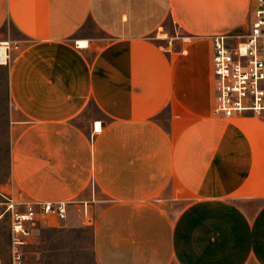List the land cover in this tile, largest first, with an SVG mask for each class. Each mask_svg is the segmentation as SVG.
I'll use <instances>...</instances> for the list:
<instances>
[{
    "label": "crops",
    "instance_id": "obj_1",
    "mask_svg": "<svg viewBox=\"0 0 264 264\" xmlns=\"http://www.w3.org/2000/svg\"><path fill=\"white\" fill-rule=\"evenodd\" d=\"M212 2L0 0L8 191L87 203L96 264H264V118L215 114Z\"/></svg>",
    "mask_w": 264,
    "mask_h": 264
},
{
    "label": "built area",
    "instance_id": "obj_2",
    "mask_svg": "<svg viewBox=\"0 0 264 264\" xmlns=\"http://www.w3.org/2000/svg\"><path fill=\"white\" fill-rule=\"evenodd\" d=\"M212 41L215 114L226 119L247 115L264 117V0H254L250 28L245 35L219 33L212 36ZM91 187L95 190V181ZM0 196L5 201L0 222L7 216L11 222L12 264H26L23 249L39 226L48 219L68 220L70 208L76 207L73 201L40 202L21 193L15 196L1 192ZM89 213L85 203L81 216L86 225L92 226Z\"/></svg>",
    "mask_w": 264,
    "mask_h": 264
},
{
    "label": "rangeland",
    "instance_id": "obj_3",
    "mask_svg": "<svg viewBox=\"0 0 264 264\" xmlns=\"http://www.w3.org/2000/svg\"><path fill=\"white\" fill-rule=\"evenodd\" d=\"M213 10L222 11L221 18L211 19L219 33H229L235 36L245 35L250 28L254 0H234L233 5L229 0H213L207 5ZM231 6V7H230ZM231 11V12H229ZM92 113L96 112L92 107ZM12 108L8 95L7 66H0V193L9 192V151L11 147V121ZM91 113L89 114V116ZM253 116V115H247ZM167 118V116H163ZM242 117V116H241ZM260 118V117H259ZM264 118V117H262ZM223 119V124L233 125L247 124L250 121L240 119ZM251 131L256 132L255 138L264 140V121L257 123L251 121ZM234 126V125H233ZM242 128V127H241ZM196 196L191 195L190 201ZM4 199L0 196V211L5 206ZM188 204L185 202H174L170 206L169 213L173 217L179 216L183 208ZM240 208H247V203L237 200ZM257 207V206H256ZM254 207V209H257ZM93 212L90 210L92 220ZM82 208L72 207L66 221L48 219L33 233L29 244L24 247L26 264H96L93 253V228L84 222ZM94 223V220L92 221ZM11 222L9 216L0 222V264H12L11 258ZM254 264V263H249Z\"/></svg>",
    "mask_w": 264,
    "mask_h": 264
},
{
    "label": "bare ground",
    "instance_id": "obj_4",
    "mask_svg": "<svg viewBox=\"0 0 264 264\" xmlns=\"http://www.w3.org/2000/svg\"><path fill=\"white\" fill-rule=\"evenodd\" d=\"M8 45L9 44H0V65L1 66L7 64V58H8V47L7 46ZM97 126L98 128H100V124H98Z\"/></svg>",
    "mask_w": 264,
    "mask_h": 264
}]
</instances>
